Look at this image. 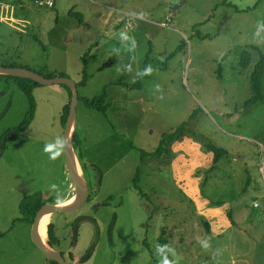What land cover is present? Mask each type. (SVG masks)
Segmentation results:
<instances>
[{
    "label": "rangeland",
    "instance_id": "1",
    "mask_svg": "<svg viewBox=\"0 0 264 264\" xmlns=\"http://www.w3.org/2000/svg\"><path fill=\"white\" fill-rule=\"evenodd\" d=\"M75 1L79 6L63 9L82 13L84 24L41 2L0 1V65L79 82L91 52L88 83L79 86L78 139L92 198L79 213L49 218L56 239L68 222L86 217L69 247L86 264H158L156 245L166 242L177 264H264V100L244 107L250 74L264 55V39L253 35L264 20V0ZM137 11L143 19L125 16ZM122 29L135 38L134 52L121 42ZM244 51L252 60L240 73ZM149 57L168 68L140 77ZM108 59L113 66H104ZM117 80L123 83L109 84ZM105 89L111 95L106 116L83 101ZM68 90L38 84L29 96L15 77L0 74V139L32 108L34 114L0 157V264H50L32 243V224L19 221L20 207L37 194L53 205L51 184L74 198L64 155L51 161L43 152L45 143L64 135ZM194 112L170 153L143 161V151H156L163 135ZM209 141L228 151L216 165ZM105 225L109 239L89 257Z\"/></svg>",
    "mask_w": 264,
    "mask_h": 264
},
{
    "label": "trees",
    "instance_id": "2",
    "mask_svg": "<svg viewBox=\"0 0 264 264\" xmlns=\"http://www.w3.org/2000/svg\"><path fill=\"white\" fill-rule=\"evenodd\" d=\"M73 17L78 19L82 24L84 23V18L81 14L75 13L74 11L71 13ZM203 39L202 37H200ZM252 51H257V48H252ZM91 55V52H89L86 57L83 59V77L82 79L78 82L79 86L86 85L88 83L90 74H89V56ZM151 57V53H150ZM147 58L145 61V66L151 65L153 69H166L168 68L167 61L166 62H156L152 58ZM228 55L225 56L227 58ZM252 60V55L249 51H244L239 55V67L242 72L248 68L250 65V62ZM62 75V74H61ZM52 75H48L46 77H51ZM64 76V75H63ZM148 76H140V77H149ZM219 76L222 77V65L220 64L219 66ZM15 77V76H13ZM21 88L27 93V95L31 96L32 92V86L33 85H38L37 82L27 79V78H22V77H15ZM122 84L123 82L121 80H117L115 82H111L109 84ZM141 80L138 81L135 86L141 87ZM69 90V102L64 108V115H63V122L64 124L67 121L68 115H69V109H70V102H71V97H72V92L71 89L65 85ZM250 88H251V97L247 99L244 103L245 108H250L259 102L264 100V55L260 54V59L258 62L255 63L254 68L250 74ZM83 101L85 104L92 108L95 109L101 113H103L105 116L107 114L108 108L110 106V103L108 102V91L105 89L103 95L98 96L96 98H84ZM33 108L30 110L29 114L25 118V120L16 128L9 129L7 130L2 138L0 139V157L3 155L4 151L7 149L9 142H11L15 137H17L19 134L25 132L27 128L30 126L31 122L33 121ZM196 115V112H194L188 119V121L182 123L173 133L171 134H164L162 137V140L160 142L159 147L154 151L153 153H149L146 151H143V161H145L147 158L154 157V158H162L164 155L170 153L171 151V144L175 141H178L181 139L186 131L187 128L189 127L191 121L194 120V117ZM206 147L209 151L213 152L214 154V163L215 165L218 164V162L223 158L228 156V151L216 146L214 143L211 141L206 142ZM74 148H76V152L79 156V158L82 160L84 159V153L83 150L80 146V141L78 139V134L76 135V138L74 139ZM215 169V166L212 167V170ZM46 205L43 201V197L41 194H37L35 197L29 198L25 200L20 207V213H21V219H19L20 222H28L30 224H33L34 219L41 210V208ZM217 205H220L218 203ZM229 216V215H228ZM207 229H209V224L205 223L204 224ZM48 235H49V244L54 245V241H56V233H55V226L54 224L49 225L48 227ZM0 236H4V234H0ZM165 245H168L166 242ZM53 264H57L56 262H52Z\"/></svg>",
    "mask_w": 264,
    "mask_h": 264
},
{
    "label": "water",
    "instance_id": "3",
    "mask_svg": "<svg viewBox=\"0 0 264 264\" xmlns=\"http://www.w3.org/2000/svg\"><path fill=\"white\" fill-rule=\"evenodd\" d=\"M0 74L31 79L41 85H67L71 91H73L63 138L68 141L67 152L64 154V159L67 172L74 185L75 195L71 204L66 206L64 209H57L52 205H44L37 213L31 230L32 243L35 247L42 251V254L47 260L58 264H69L59 252L54 250L49 245L48 241H44L41 238V234H39V225H41V221L46 217L69 215L80 212L87 205L90 199L88 181L85 177L76 148H74V139L78 133V106L80 104V90L78 82L66 76L46 77L29 68L17 66L8 67L0 65Z\"/></svg>",
    "mask_w": 264,
    "mask_h": 264
},
{
    "label": "clouds",
    "instance_id": "4",
    "mask_svg": "<svg viewBox=\"0 0 264 264\" xmlns=\"http://www.w3.org/2000/svg\"><path fill=\"white\" fill-rule=\"evenodd\" d=\"M140 18H144V14H140ZM254 38L264 39V20L258 21L256 24L255 32L253 33ZM119 38L122 43L127 42V50L129 52H134L137 47V42L134 37L130 36L125 30H121L119 33ZM114 52L119 54V49H114ZM128 71H131V66H128ZM153 68L151 65L146 66L143 71L139 72V76H148L153 73ZM156 90L160 91V86H156ZM68 147V141L63 137H56L54 141L45 143L43 147V152L47 154L49 160L56 161L60 159L66 152ZM51 190L56 193V197L53 201V207L57 209H64L71 203L64 196V193L58 188L56 184L50 185ZM201 246L207 249L210 245L207 240L201 241ZM156 253L158 256V264H177L175 260L176 253L173 248L169 245H156Z\"/></svg>",
    "mask_w": 264,
    "mask_h": 264
},
{
    "label": "flooded vegetation",
    "instance_id": "5",
    "mask_svg": "<svg viewBox=\"0 0 264 264\" xmlns=\"http://www.w3.org/2000/svg\"><path fill=\"white\" fill-rule=\"evenodd\" d=\"M91 198H92V195L90 192V199H89L88 203L90 202ZM103 206H104V208H106L107 203L104 204ZM77 213H79V212H77ZM91 219H93V218H91ZM89 221L90 220L88 218L84 217L83 219L80 218V219H77L75 221L68 222L66 225H64V227L62 228L63 230L59 233L61 235L60 240L56 239V241H54L53 246L49 244L54 250L59 252L69 264H86V262H85L86 259H84L82 261L81 257L78 258L76 256V254L71 249H69V247L75 245V242L78 238V234H80V232H78V231H79V229H81L83 222H89ZM96 226L99 227V224L96 223ZM105 226H107V225H105ZM103 228H104V226H103ZM101 230H102V228L100 229V231L95 233V238H93L91 246L89 247L90 248L89 253H88L89 257L91 256L93 258L94 255L97 253L96 246L98 244L102 243L103 240H105V242H107V239H109V235H110L109 226H107V229H105L104 232ZM55 232H56V229H55ZM64 234H66V235H64ZM67 237L69 239H67ZM49 240L50 239H49V235H48V243H49ZM48 262H50V264H53L52 261L48 260Z\"/></svg>",
    "mask_w": 264,
    "mask_h": 264
},
{
    "label": "crops",
    "instance_id": "6",
    "mask_svg": "<svg viewBox=\"0 0 264 264\" xmlns=\"http://www.w3.org/2000/svg\"><path fill=\"white\" fill-rule=\"evenodd\" d=\"M1 1V0H0ZM4 1V0H3ZM8 2H11L12 4H20V3H22V1H26V0H7ZM28 1H30V0H28ZM33 1H35V0H33ZM47 1H52L53 3H54V6H53V8H49V7H47V5H46V2ZM20 2V3H19ZM37 2H41V3H44V6H45V8H47V9H51V10H53V9H55V8H59V10H64L63 8H64V6H65V4L66 3H68V5H70V6H72V8H74V7H77V6H79V4H78V2L77 1H75V0H66V1H64V0H38ZM96 5H98V6H100L99 4H96ZM75 12V13H77L76 11H75V9L74 10H71V9H65L63 12H64V14H67V15H70L71 17H73L72 15H71V13L72 12ZM78 14H81L82 16H83V14L82 13H78ZM126 17H128V18H132L133 20H139V18H140V14H139V12L137 11V12H129V13H126V15H125ZM84 17V16H83ZM75 18V17H74ZM78 20V19H77ZM79 21V20H78ZM80 22V21H79ZM81 23V22H80ZM84 23H85V20H84ZM83 23V24H84ZM82 24V23H81ZM113 64H114V61L112 60V59H108V61L105 63V65L104 66H106V65H108V66H113ZM103 66V67H104ZM121 85V84H120ZM124 87V86H123ZM111 98V95H110V93L108 92V100ZM112 98H113V93H112ZM78 134V133H77ZM162 140V139H161ZM161 140H160V142H161ZM160 145V144H159ZM65 170H66V166H65Z\"/></svg>",
    "mask_w": 264,
    "mask_h": 264
},
{
    "label": "bare ground",
    "instance_id": "7",
    "mask_svg": "<svg viewBox=\"0 0 264 264\" xmlns=\"http://www.w3.org/2000/svg\"><path fill=\"white\" fill-rule=\"evenodd\" d=\"M73 201V199L71 200V202ZM71 204V203H70ZM69 204V205H70ZM67 205V206H69ZM49 218L50 217H46L44 218L42 221H41V225H39V234H41V238L45 241V237L44 235H46V232H47V228H48V224H49Z\"/></svg>",
    "mask_w": 264,
    "mask_h": 264
},
{
    "label": "built area",
    "instance_id": "8",
    "mask_svg": "<svg viewBox=\"0 0 264 264\" xmlns=\"http://www.w3.org/2000/svg\"><path fill=\"white\" fill-rule=\"evenodd\" d=\"M35 1L37 2L38 0H35ZM46 5H47V7H49V8H53L54 3H53L52 1H47V2H46Z\"/></svg>",
    "mask_w": 264,
    "mask_h": 264
}]
</instances>
